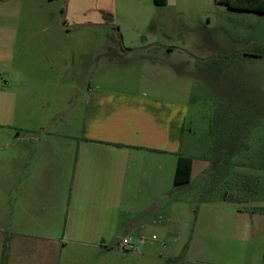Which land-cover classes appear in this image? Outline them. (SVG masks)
I'll list each match as a JSON object with an SVG mask.
<instances>
[{"label":"rangeland","instance_id":"374dc122","mask_svg":"<svg viewBox=\"0 0 264 264\" xmlns=\"http://www.w3.org/2000/svg\"><path fill=\"white\" fill-rule=\"evenodd\" d=\"M41 38H57L63 49L44 48ZM89 83L170 87L151 94L186 106L182 150L211 165L193 188L172 187L161 201L163 223L146 235L157 240L143 249L153 243L156 256L142 264H264V218L253 214L264 212V14L217 0H0L6 150L12 136L41 128L76 136ZM14 93L13 120L7 111ZM239 212L245 216L235 224L223 216ZM137 252L115 253L110 264H137L130 254Z\"/></svg>","mask_w":264,"mask_h":264},{"label":"crops","instance_id":"0c3cea01","mask_svg":"<svg viewBox=\"0 0 264 264\" xmlns=\"http://www.w3.org/2000/svg\"><path fill=\"white\" fill-rule=\"evenodd\" d=\"M40 43L63 49L57 38ZM60 52L51 56L59 59ZM171 91L159 85L89 83L76 115V136L41 128L35 136H12L7 150L8 142L0 144V264H110L121 251V237L137 245L138 252L130 253L137 264L156 256L153 243L143 249L152 241L148 231L163 223L159 204L172 187L193 188L196 177L211 167L206 157L185 156L182 150L186 106L151 94ZM17 98L14 93L8 102L9 119L16 117ZM180 156L192 159V174L188 184L175 187ZM66 172L71 173L68 187ZM233 187L239 190V182ZM253 214L264 218L262 210ZM223 216L235 224L245 215ZM260 260L264 263V254Z\"/></svg>","mask_w":264,"mask_h":264},{"label":"trees","instance_id":"16d2710c","mask_svg":"<svg viewBox=\"0 0 264 264\" xmlns=\"http://www.w3.org/2000/svg\"><path fill=\"white\" fill-rule=\"evenodd\" d=\"M219 3L226 5L231 10L253 12L264 14V0H217ZM156 6H164L167 0H153ZM192 159L190 157L180 156L177 161L174 186L188 184L192 174ZM261 211V209H260ZM5 248L4 251H6Z\"/></svg>","mask_w":264,"mask_h":264},{"label":"built area","instance_id":"2783aa9c","mask_svg":"<svg viewBox=\"0 0 264 264\" xmlns=\"http://www.w3.org/2000/svg\"><path fill=\"white\" fill-rule=\"evenodd\" d=\"M145 240L146 238H142L141 242L143 243ZM151 240L155 241L157 240V237L155 235H152ZM118 247L121 251H125V252H133L137 250V245L132 241H130L127 237L119 238Z\"/></svg>","mask_w":264,"mask_h":264},{"label":"water","instance_id":"95a60500","mask_svg":"<svg viewBox=\"0 0 264 264\" xmlns=\"http://www.w3.org/2000/svg\"><path fill=\"white\" fill-rule=\"evenodd\" d=\"M81 27L95 26V25H80Z\"/></svg>","mask_w":264,"mask_h":264}]
</instances>
